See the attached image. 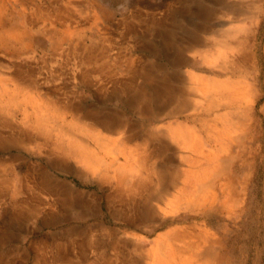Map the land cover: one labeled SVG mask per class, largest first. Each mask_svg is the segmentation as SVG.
I'll use <instances>...</instances> for the list:
<instances>
[{"label": "rangeland", "instance_id": "1", "mask_svg": "<svg viewBox=\"0 0 264 264\" xmlns=\"http://www.w3.org/2000/svg\"><path fill=\"white\" fill-rule=\"evenodd\" d=\"M0 5V78L21 76L30 85V92L22 93L12 92V84L5 85L8 95L0 96V264H146L151 252L165 259L157 249L165 241L169 251L171 230L199 223H205L215 235L221 264H264V0H0ZM226 31L234 33L235 40L229 48L233 65L223 73L224 62L216 61L217 69H210L197 54L215 53V43L219 44ZM15 32L21 34V41L11 39ZM194 43L199 47L190 51ZM5 72L8 75L4 76ZM227 76L235 81L242 104L229 106L230 124L239 123L243 114L247 121L229 144L228 153L217 155L230 159L225 170L222 161L217 160L214 166L201 162L202 168L210 166L209 172L220 174L209 183L217 190L218 206L184 208V198L183 206L173 216L165 215L163 223L144 216L140 193L133 203L121 202V186L110 179L115 176L112 170L105 178L93 177L83 174L86 171L81 164L53 153L56 139L54 145H43L39 152L32 149L35 145L25 149L23 111L9 98L12 94L20 100L27 94L43 101L50 98L53 106L68 114L81 109L124 127L141 126L140 132L130 134L131 141L121 146L131 159L134 151L141 155L140 149L133 148L146 130L158 133L159 128H165V139L154 141L145 154L162 157L165 172L179 175L181 187L187 159L197 158L187 150V144L193 141L201 151L210 147L204 141L200 145L198 137L174 143L166 136L168 126L181 123L186 130L194 127L198 130L194 137L203 136L207 128L212 133L223 129L216 121L218 103L208 107L211 112L200 108L194 112L199 105L207 107L209 101L199 104L198 91L190 90L196 80L220 81ZM130 95L143 103H131ZM154 106L162 113L158 118L150 116ZM167 109L185 111L175 112L173 116L178 118H167ZM97 131L106 140L98 155L107 163L119 156L120 164L130 163L115 152L120 134L101 128ZM88 143L93 151H99L95 141ZM43 178L51 180L48 184L53 190L41 187ZM125 185L130 184L127 181ZM187 190V195H192L193 187Z\"/></svg>", "mask_w": 264, "mask_h": 264}, {"label": "bare ground", "instance_id": "2", "mask_svg": "<svg viewBox=\"0 0 264 264\" xmlns=\"http://www.w3.org/2000/svg\"><path fill=\"white\" fill-rule=\"evenodd\" d=\"M234 6H236V5H234ZM1 12H2V8H0V19L2 16ZM211 25H213V24H211ZM222 29H224V28H222ZM234 29H235L234 31L237 32L238 28L234 27ZM217 31H219V30H217ZM226 33H227V35L223 36V38L219 42V44L215 43V46H214L215 53L208 51L209 54H207L205 56L204 55L201 56V53L197 54V57L202 58V61L207 63L206 67H208L210 69H212V68H214L215 70L217 69L215 67V64H214L216 61L218 62L221 60V62H224V67L222 68V70H224L223 73L228 72L229 71L228 69L231 68L233 65V59L231 60L230 54H229V48L232 47L231 43L235 40V39H233V38H235L234 33L229 34V32H227V31H226ZM9 34L11 35V33H9ZM6 38H8L10 40V37H6ZM11 39H14L18 42V41L22 40V36H21V34H17L15 32V34L13 33L11 35ZM198 39H199V37H198ZM231 39H233V40H231ZM195 42H197V41H195ZM7 43H10V42H7ZM196 44L197 43H194L193 45H191L189 50L190 51H196V47H199V44H197V45ZM1 47H2V45H1ZM215 48H217V49H215ZM64 50H66V49H64ZM55 51L57 52V50H55ZM31 52H33V51H31ZM7 54H8V52H7ZM98 58H100V57H98ZM105 60L106 59H104V61ZM121 64H118V65H121ZM123 64H125V63H123ZM1 65H3V64H1ZM151 65H154V64L151 63ZM89 67H91V66H89ZM167 72H169V71H167ZM215 72H217V71H215ZM12 73H13V71H12ZM169 74H171V73H169ZM6 75H8V74L7 73L4 74V76H6ZM129 77H131L130 74H129ZM3 79H1V81H0V82H2V86L0 88V96L2 98L6 97L5 94L8 95V93H7L8 91L5 90L4 87L6 88V86L10 85V84H12V86H15L14 90L12 92H21V91L22 92H30L29 90H27L28 86H30V85H26V83L28 84V82L22 80L21 76L17 77L16 75H12V76L7 77L6 79L3 77ZM203 80H196L193 84L194 86H192V89L190 91H194V92L198 91L195 93H199V95L201 96V99H202V100H200L199 104H202L203 102H208V101H209V103L207 104V107H205V108H201L202 107L201 105L197 106L194 109V112H197L198 108L203 109L204 111H207L208 107L212 106L213 102L214 103L217 102L218 104L215 107L219 108V112H217V114H216V121H217V123H221L223 129H221L218 132L212 133L210 131V129L207 128L206 133L205 134L202 133L203 136L199 135V136L194 137L196 135V132H198V130L196 131V129L194 127L192 130L191 129L186 130L184 127H182L180 125L181 123H177L176 125L172 124V125L168 126V130H167L168 133L166 134V136L169 137L174 143L186 142L187 139H189L190 137L197 140V137H198L200 139V145H201V142L204 141L210 147V149L205 148L201 151V147H197L196 145H194L193 141L187 144V150L195 153L197 158L192 159L190 157L187 159V161H189V162L186 163L187 168H185V170H183V172H182L183 179L181 181V185H182L181 187H178V184H179L178 176L179 175H176L175 172L172 174L169 173L168 171L165 172V160L162 157H160L158 155L155 158H152V157L147 156L145 154L146 152L149 153V148L154 146L153 145L154 141L165 139V128H159L158 130H160V131H158V133L151 129L148 131L146 130V133L144 136H142V134H141L143 140L139 139V140H141V142L135 144V146H137V147H135L133 149H136L138 152L140 149V152H142V153L140 155L139 153H136L134 151L133 152L134 155L132 156L133 159H131L130 158L131 156L126 151H123L121 146H123L124 143H126V142H130L131 141L130 134H132V135H133V133L138 134L140 132L138 129H140L141 126L138 128L124 127V126H122L123 124L117 125V124L113 123L112 121H110L111 119L106 120L105 117H101L104 120L100 119V118H94L93 116H90L91 114L89 115L88 111L81 110V109H77L75 111L70 110V112L68 114L66 109L57 108V107L53 106L54 102L52 100H50V98L49 99L44 98V101H43V100H41V98L40 99L35 98L32 95H28L27 93H26L27 94L26 97L21 99V100H20V98H18L19 96L16 94L9 95V98H10V102L14 106L19 107V109H22V111H23L22 113H23L24 118H23L22 123L21 122L20 123H21V126L26 128V131L25 130L23 131L24 134H23V138H22L24 145L27 146V148H25V149H29L30 148L29 146L35 145V147H33L32 149L33 150L37 149V151L39 149L41 151V149H43V145L47 147L48 143L52 144L54 142L52 140L56 139L55 140L56 145L54 146V149H52L53 153H56V154L60 153V154H62V156L64 158L71 159V160L75 161V163L81 164L82 171L83 170L86 171V173L83 171V174H89L93 177H99V178L104 177L105 178L107 176V171L112 170L114 172L115 176H111L110 179L116 180V182L118 184H120V186H121V190H120L121 202L133 203V200L135 199L134 196H138L140 193L141 199H143L144 206H145V210H144V212H142L144 214V216L145 217L150 216L153 219L152 221H154V222L163 223V221L165 219V215L166 216L167 215L173 216L175 211L183 206V199L184 198H186V205L183 206L184 208H196V209L200 210L202 208L214 209L218 206L217 205V201H218L217 190L215 191V187H213V186L211 189L210 188L211 185L209 183L211 180H212V182H214L215 181L214 179H217V177H219L220 174L217 171H213L212 169H211L212 171L209 172L210 166H205V168H202L201 162H204V160L208 161V162H212V164L214 166L216 161L219 160V162L222 161V165L224 166L222 170H225L227 163L230 161V159L225 158V157L224 158L223 157L217 158V155H219V153H221V152L223 154H225V153L227 154L229 151V144L234 139V137H236L237 132L241 131L242 129H244L246 127L247 118L244 116V114L242 116H240V118H239L240 122L239 123L230 124V122L232 121L233 118L231 119L229 117L230 113H231L230 111H228V109L230 108L229 106L231 104H236L237 106L242 105V104L239 105L240 100L238 99V95L235 92L237 90V87L235 88V84H234L235 81L234 80L231 81L230 77H228V76L225 77L224 79L220 80V81L214 80V79H211L210 81H208V79H203ZM120 81H121V79H120ZM120 81H117V82L119 83ZM130 85L131 84H129V87H131ZM9 89H10V87H9ZM262 89H264V88H262ZM194 92H191V93H194ZM31 93L33 94V92H31ZM207 93L209 95H207ZM34 95H40L38 97H41V96L45 97L41 92H35ZM129 98H131V103L136 102V101L143 103L142 100H138L133 95H130ZM60 99H62V98H60ZM187 99H189V98H187ZM36 100H39L38 101L39 104L35 102ZM147 101H149V99ZM180 103H181V105H183L182 103H185V102L183 100ZM7 104H9V102H7ZM182 107H184V106H182ZM200 109H199V111H200ZM0 110L2 111L1 107H0ZM212 110L213 109L209 108L208 112H211ZM184 111L185 110H182V109H180V110H178V109L177 110H168L167 109V111H165V116L167 118H170L171 116L177 114L175 112H184ZM4 113H6V112H4ZM178 114H182V113H178ZM153 115H155L156 118H158L162 115V113H160V111H158V109L154 106L150 110V116H153ZM33 116L35 118L34 121L32 120ZM68 116L71 118V120L69 119L70 122H67ZM246 116H247V114H246ZM96 117H99V116H96ZM173 117L178 118L176 116H173ZM8 118H9V116H8ZM32 121L34 123H32ZM98 128H101L107 132H113V133L120 134V138L117 140V142H119L120 145L118 146L119 148L115 152L117 155L123 156V158L125 160L130 161V163L125 161L123 164H120L119 163L120 156L114 157L113 158L114 160L112 162L107 163V161L103 157L98 155L101 152L102 146H106V143H105L106 140H105V138L104 139L101 138L102 135H101V132L97 131ZM126 128H127V131H125L126 132L125 133L124 130ZM22 130H23V128H22ZM29 131L32 132V134H30ZM22 133H19V135ZM29 135L31 136V138ZM42 138H43V141L41 142L40 140ZM17 139H19V138L17 137ZM90 139L97 143V145H95V147L99 151H93V149L90 148V145L88 143V141ZM213 139H214V141H213ZM210 140L213 141V143L215 142L214 145L211 144ZM4 141H3V143H4ZM6 142H8V141H6ZM6 142H5V144H6ZM43 143H45V144H43ZM156 144L160 145L158 143H156ZM52 145H54V144H52ZM52 145H51V147H52ZM36 146H37V148H36ZM48 150H50V149L48 148ZM157 152H159V151H157ZM8 162H10V161H8ZM59 166H60V164H59ZM2 167H4V165H2ZM169 168H171V167H169ZM223 172H221V174ZM49 181H51V180H49ZM49 181H48V179L46 180L45 178H43V179H41V182H39V184L41 185V187H47L50 190H53L52 189L53 187L50 184H48ZM127 181L129 182L130 185H125V182H127ZM54 184H56V183H54ZM214 184L215 183H213V185ZM60 185H62V184L60 183ZM50 186H51V188H50ZM191 187H193V190H191L192 195L191 194L187 195V193H188L187 189L188 188L191 189ZM116 188H118V187H116ZM168 196H170L171 198H167ZM83 197H85V196H83ZM63 199H64V197H63ZM58 203H60V202H58ZM130 206H132V204ZM124 215L125 214H123V216ZM147 219H149V217ZM196 225H198V226L196 227L195 225H193V227H181L178 230H176V229L171 230L168 234L170 237L168 249L172 253V255L168 254V257L166 256V253L169 251L166 250L167 247H165V241L162 239V241H164V242H162V241H161L162 243L159 242V245L161 243V246L157 249V251L160 250L159 252H161L162 256H164L165 259H161L156 253L152 254L153 252H151L150 262H146L147 261L146 260L144 263H146V264H221V256H222L220 253L221 249L216 244L217 239H216L215 235L213 234V232L210 231V229L207 227V225L205 223H202V224L199 223ZM145 228H147V227H145ZM113 243H115V242H113ZM72 247H73V245H72ZM112 247H111V249H112ZM121 255H122V253H121ZM49 258H51V256ZM130 260H132V259H130ZM106 262H107V260H106ZM80 264H83V263H80ZM87 264H89V263H87Z\"/></svg>", "mask_w": 264, "mask_h": 264}]
</instances>
